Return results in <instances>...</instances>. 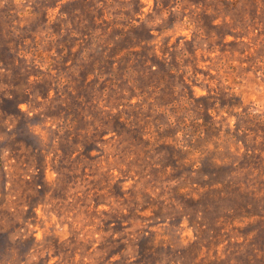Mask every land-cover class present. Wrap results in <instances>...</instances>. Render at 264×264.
I'll return each mask as SVG.
<instances>
[{
  "label": "rangeland",
  "instance_id": "374dc122",
  "mask_svg": "<svg viewBox=\"0 0 264 264\" xmlns=\"http://www.w3.org/2000/svg\"><path fill=\"white\" fill-rule=\"evenodd\" d=\"M247 108L264 0H0V264H264Z\"/></svg>",
  "mask_w": 264,
  "mask_h": 264
},
{
  "label": "trees",
  "instance_id": "16d2710c",
  "mask_svg": "<svg viewBox=\"0 0 264 264\" xmlns=\"http://www.w3.org/2000/svg\"><path fill=\"white\" fill-rule=\"evenodd\" d=\"M138 44L146 47L149 44V40L148 39H146L145 41L141 40V41L137 42L136 46H138ZM10 49L11 48H7V51L10 52ZM230 89H231V87H230ZM230 92H233V91L230 90ZM229 107H235V103L231 102L229 104ZM240 115H242V118L246 122V125H247L246 127H248L246 130H251V128L249 129V127H251L252 125L255 127V126H258L259 124L261 125L264 123L263 122L264 119L262 118L263 116H261L260 113L251 110L250 108H247L246 110H244ZM176 142H177V140H176ZM179 142L180 141L178 140V142H177L178 147H180L181 150H183V151L190 152V154L192 155L191 150H193V149L195 150V148L192 146V144H185L184 142L183 143H179ZM196 151L200 152V157H202L200 159L204 160V157L206 154V156L208 157V160L211 162V164L216 165V166L227 164L232 159L228 151H226V153L223 155L219 154L216 151L210 152L207 149V147H204V149H199ZM245 154H250V149L247 147L245 148Z\"/></svg>",
  "mask_w": 264,
  "mask_h": 264
}]
</instances>
